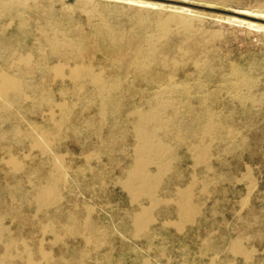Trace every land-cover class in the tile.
Returning <instances> with one entry per match:
<instances>
[{
  "label": "rangeland",
  "instance_id": "1",
  "mask_svg": "<svg viewBox=\"0 0 264 264\" xmlns=\"http://www.w3.org/2000/svg\"><path fill=\"white\" fill-rule=\"evenodd\" d=\"M166 15L183 19L197 32L192 36V47H187L193 50L192 56L189 59L180 56L184 68L179 66L176 79L183 81L186 72L193 75L191 63L195 58L204 62L206 70L193 76L202 93L210 94L207 106L217 110L223 119V128L217 132L220 139L209 142L207 165H197L188 153L187 147L193 139L183 145L172 143V171L158 187V197L169 203L155 212L157 221L149 229V240L134 238L129 235L132 232L129 217L137 211V206L129 203L127 193L118 184L132 165L133 139L119 133L111 135L109 125L100 127L96 121L87 127L86 122L95 114V108H88L85 100H75L68 128L61 135H54L51 145L43 146L45 155L37 149L31 150L29 140L24 138L15 142L9 136L5 142L7 147L0 142V148H7L19 159L31 155L23 171L14 178L0 164L4 170L0 172V213L5 212L8 219L5 224L10 226L12 239L30 245L48 235L41 232L44 215L37 214L34 206L28 204L21 207L19 218L11 224L10 218L15 213L9 210L5 188L13 185L16 201L20 202L33 185L45 182L47 162L61 163V201L49 211V218L54 219L59 229L66 222L68 212L75 211L74 217L80 222L85 217L84 209L91 208L92 221L105 231L98 252L101 264H264V28H250L241 23L264 26V0H0V72L18 74L14 65L6 61L12 57H28L39 68L22 69L18 76L28 72L23 82L49 89L52 98L60 101L58 86L43 79L45 69L56 62L49 56L44 42L52 31L75 35V38L79 33L86 40L97 36L99 47L104 44L101 52L111 53L112 46L97 33L99 21L104 19L117 31L138 35L142 26L146 29L152 25L153 18ZM173 29L166 39L167 49L181 38ZM125 45L121 52L126 55ZM91 53L88 50L86 56H92ZM96 55L102 56L100 52ZM231 68L244 71L250 82L238 94L232 88L219 89L221 78L226 80ZM156 69L157 66L151 69L153 75L149 78L136 77L133 82L122 84L123 119L133 104L140 105L149 98L155 77L169 72ZM237 95L243 98L241 103ZM27 96L19 105L0 100L12 116L11 122H0V133L8 132L15 124L21 132L36 129L40 141L41 131H48L51 124L45 119V109H33L37 100L30 92ZM201 96L189 93L176 94L175 98L180 108L189 104L197 110ZM71 97L70 92L64 96L68 102ZM95 151L100 155H92ZM2 157L0 151V160ZM31 170L36 172L28 180L25 174ZM154 171L155 166L150 165L148 172ZM191 185L193 203L200 212L193 223L177 230L173 226L176 212L171 200L177 189ZM70 242L64 240L58 246ZM239 248L242 251L238 252Z\"/></svg>",
  "mask_w": 264,
  "mask_h": 264
},
{
  "label": "bare ground",
  "instance_id": "2",
  "mask_svg": "<svg viewBox=\"0 0 264 264\" xmlns=\"http://www.w3.org/2000/svg\"><path fill=\"white\" fill-rule=\"evenodd\" d=\"M128 1L134 2L135 0ZM159 15L161 14L159 13ZM241 23L250 28H264V26L247 21H241ZM173 27L175 28L174 32L182 39L178 36L180 41L176 44L172 43L171 48L167 49L169 45L167 46L166 39L173 32ZM97 33L106 44L112 46L111 53L101 52L100 47L104 44L99 47L97 36L86 40L79 33L75 38V35L52 31V34L44 39L49 56L56 62L45 69L43 79L51 80L55 87L58 86L60 101L52 98L49 89L23 82L28 78V72L18 76L22 69L36 71L39 68L38 65H33L28 57H12L6 61L14 65L18 74L10 75L0 72V100L10 103V105H19L30 92L31 97L37 100L33 109H45L47 115L45 119L51 124V128H48V131H41L39 141L36 129L32 132H21L13 124L8 132L0 133V142H4L5 145L9 136L10 140L13 139L15 142L24 138L29 140L31 150L37 149L42 155H45L43 146L51 145L52 139L55 138L53 136L59 135L60 132L62 133L64 129L68 128L69 118L73 114V101L85 100L88 108H95V114L86 122L87 127L96 121L100 127L109 125L108 129L111 135L119 133L133 139L132 165L126 170L118 184L127 193L129 203L134 207L137 206V211L129 217L132 230L129 235L132 234L134 238H147V236L149 238V229L157 221L155 212L160 206L169 203V201L158 197V187L164 176L172 171L171 161L174 156L172 143L183 145L189 139H193L187 147L188 153L197 165H207L210 156L209 142L220 139L221 136L219 137L217 132L223 128V119L221 120L217 110L207 106L206 100L210 94L202 93L197 78L193 76H198L206 70L207 65L204 62L195 58L191 63L193 75L186 72L183 81L176 79L175 74L179 66L184 68L180 56H187L188 59L192 56L193 50L187 47H192V36L197 33L183 19L173 15L158 16L156 19L153 18L150 27L145 29L142 26V31L138 35L132 32L117 31L102 19L98 23ZM124 45L128 48L126 55L121 52ZM131 46H133L132 49ZM88 50L93 52L92 56H86ZM97 52H100L101 58L96 55ZM169 53H172L171 58ZM154 66H157L158 69L161 68L163 72H169L155 77L154 86L149 89V98L144 99L140 105L133 104L130 107V112L123 119L120 110V94L124 86L122 84L133 82L136 77L138 79L149 78V75H153L150 73ZM227 77L226 80L221 78L219 89L232 88L238 94L250 85L245 72L239 69L233 68ZM191 90L194 91L190 92ZM68 92L72 95L70 102L64 98ZM140 93L143 94V91ZM189 93L202 94L197 110H193L189 104L179 107L180 103L176 100L175 95H189ZM215 93L214 95H216ZM237 97L241 103L243 98L239 95ZM185 117L186 119L183 120ZM11 120L12 116L7 105L0 103V122H11ZM5 147L7 146L5 145ZM0 151L3 155L0 164L8 170L7 173L12 178L19 176L25 168L26 161L31 157V155H25L23 159H19L20 157L11 155L7 148H0ZM98 154L100 155L95 151L92 155L97 156ZM47 165H49V170L44 173L45 182L33 185L27 196L20 202L16 201L17 193L16 188L12 187L13 185L8 186L5 190L9 199V210L15 213L10 218L11 224L14 219L19 218L20 209L24 204L34 206L37 214L44 215L45 223H40V227L42 228L41 232L48 235V238L43 236L33 244L30 242L31 246L25 241L12 239L9 233L10 226L5 224L8 219L3 211L4 213H0V264H101L98 252L105 231L96 224V221L95 223L92 221L91 216L94 211L91 208L84 209L85 217L80 222L74 217L75 211L68 212L66 222L59 225V229L56 228L57 224L53 221L54 219L49 218V211L57 207L61 201L60 191L63 175L61 163L47 162ZM150 165L155 166L153 173L148 172ZM3 171L1 168L0 172ZM90 171L92 170L90 169ZM35 172V170H31L25 174L28 180H31ZM192 191L193 185L184 189L179 188L171 200L176 212L174 215L176 222L173 226L177 230H182L186 224L193 223L200 212L193 203ZM124 232L126 234V230ZM64 240L71 242L58 246ZM239 251H242L241 248L238 249Z\"/></svg>",
  "mask_w": 264,
  "mask_h": 264
}]
</instances>
